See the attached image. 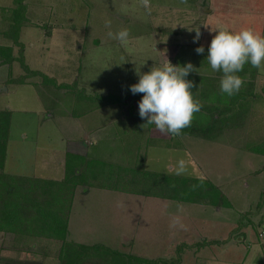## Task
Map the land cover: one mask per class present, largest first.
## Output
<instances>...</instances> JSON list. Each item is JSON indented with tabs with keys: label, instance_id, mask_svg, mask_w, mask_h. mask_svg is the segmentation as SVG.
<instances>
[{
	"label": "rangeland",
	"instance_id": "rangeland-1",
	"mask_svg": "<svg viewBox=\"0 0 264 264\" xmlns=\"http://www.w3.org/2000/svg\"><path fill=\"white\" fill-rule=\"evenodd\" d=\"M16 1L13 0L9 7H1L6 15L2 28L6 36L14 37L19 45V62L9 69L10 72L13 70L12 74L4 84L1 79L6 77L7 70H0V107L13 110L9 120L12 144L14 140L21 142V139L39 142L41 151L37 150L32 157L38 163L45 161L44 169L48 170L50 148L58 149L56 155L62 151L61 148H68L71 139H78L76 135L85 132L82 123L78 125L70 117L80 112L97 114L96 119L94 116L90 120L87 118V127L95 130L96 135L101 133L100 137L96 136V142L93 137L91 142L88 140L89 145H97L96 156L100 155L98 158L109 164L101 181L111 187L123 185L135 192L151 190L146 184L136 185V175L142 171L148 169L174 174L177 161L182 157L190 158L188 174L185 175L204 174L202 177L214 182L225 196L226 191L235 204L232 211H237L238 217L236 221L235 217L232 220L211 217L208 211L203 218L197 211L200 223L190 230V237L197 238L198 230H205L215 237L231 230V236L242 237L239 249L231 248L226 254L221 251V245L215 244V249L211 250L212 257L199 259L197 264H264V152L256 149L264 142V71L257 69L255 75L249 72L246 77L239 73L242 79L245 78L241 89L245 92L251 90L246 100L234 107L229 104L212 107V94L214 90H220L222 72L213 71L206 59L211 40L217 34L212 31L213 28L240 30L251 27L264 34V0H188L187 4H182L180 0H150V13L141 5V0ZM106 21H111L110 27H106ZM56 25L59 32L54 33L52 39H46L44 35ZM23 26H28L25 36H30L34 42L33 46H29L26 58L27 65L35 68L30 74L32 78L29 81L32 83L17 80L21 76L31 77L29 73L25 75L27 69L22 64L25 62V43L18 41ZM179 28L182 36H174ZM121 29L129 31L127 45L108 35L109 31L117 33ZM197 29L201 35L194 42ZM160 30L162 35H166V43L161 41ZM28 40L24 39L26 44ZM201 45L205 51L198 54L196 48ZM163 57H168L174 65L191 62L197 70L186 78L194 82L192 91L194 98L202 104L200 112L207 113L198 120L207 124L210 119L206 132L199 129L173 137L160 132L155 125L141 127L146 123L140 117L138 107L143 93L133 94L130 88L139 81L137 69L142 73L145 69L150 70L160 60L164 61ZM39 69L64 85L45 80ZM109 92L121 94L123 100L119 101L113 95L107 98L100 96ZM149 146L150 158L147 154ZM1 152L2 149L0 155ZM0 182H4L2 176ZM30 184L33 185L34 198L24 202L32 210L35 209L32 204L39 197L40 182L30 181ZM59 186V183L48 186L52 192L48 194L51 199L63 200ZM1 195L7 197L4 193ZM91 195L101 202H130L124 191L108 188L92 187ZM164 207L170 208L167 205ZM120 211H123L122 207L119 208V213H122ZM166 212L165 209L161 214L158 212L155 218L157 228L145 233L141 232V224L138 225L139 215L131 223L118 215L122 219L118 229L117 225L116 228L110 226V231L102 226L105 234L112 233L110 240L113 247L96 244L98 247L90 249L89 253H83L81 249L83 255L74 264H128L129 254L150 258L137 253L142 243L148 240L140 239L137 245L133 242V234L139 238L150 237L148 244L161 243L158 247L167 254L164 245L181 238L188 224L181 221L176 227L174 217ZM121 216L124 217L125 213ZM210 234L208 236H212ZM197 241L202 242L203 239ZM132 242L133 250L130 249ZM70 247L67 245L65 249L70 250ZM172 253L151 259H159L155 264L179 263L181 254ZM215 254L222 259H216ZM72 258L74 262L77 256ZM59 259L50 260L47 264H63L62 255Z\"/></svg>",
	"mask_w": 264,
	"mask_h": 264
},
{
	"label": "crops",
	"instance_id": "crops-1",
	"mask_svg": "<svg viewBox=\"0 0 264 264\" xmlns=\"http://www.w3.org/2000/svg\"><path fill=\"white\" fill-rule=\"evenodd\" d=\"M12 2L13 0H0V46H1L0 70L1 71H3L4 69L7 70L6 77L1 79L2 84H4L8 76L12 74L13 70L10 72L9 69L12 68L14 64L19 62V60L16 58L12 60V63H10V61L6 59L7 51L9 50L6 49V47L9 48L11 47L12 48L11 53H13L14 56H18L17 47L19 45L16 44L17 42L15 41L14 37L10 38L9 36H6L5 29L2 28L4 22H6V19H4L6 15H5V10H3L1 7L2 6L9 7L12 4ZM28 9H29V5H28ZM29 12L30 10H28V13ZM52 16L54 17V15ZM178 23L180 22L178 21ZM176 25L177 24L175 21V26ZM27 27L28 26L25 27L23 26L19 34L20 37L18 38L19 42L25 43L24 51H23L25 63L27 60L26 58H28L27 56L29 52L28 48L29 46H33L34 44L33 40L30 39V36L28 35L25 36V32H26L25 29ZM55 27H58V25L51 27V29L49 30V34L44 35L46 39H52L55 35L54 33L59 32V30H57L59 27L58 28ZM177 30L178 31L174 34V36L177 37L182 36L181 29L179 28ZM159 35L161 36V41H163L164 43L168 41L166 39V35L165 34L162 35L161 30ZM6 37H8L9 39L7 40ZM24 39L26 41L29 39L28 44H26ZM171 40L174 41L173 39ZM163 59L165 58L163 57ZM161 62L162 60L159 61V64ZM28 67L30 71L35 70V68H32V66L30 65H28ZM129 70L131 71L130 67ZM148 71H149L148 69H145L144 72H148ZM24 72L25 75L28 74L27 70ZM22 74L24 73L22 72ZM30 74L31 73H29L28 75L31 76ZM31 78L32 76L26 77L24 82L32 83V81H29ZM4 109L10 112L9 114L11 121L13 115L11 111L13 112V110H11L10 107L7 108L6 106L0 107V110H4ZM94 110L93 113L96 112V110L95 111ZM93 116L95 117V119L98 117L97 114L88 115L87 113L84 112L75 113L70 117L73 118L75 120V123H78V125L82 123L85 132H80L78 135H76L75 137H77L78 139L75 138L71 139L69 141L68 148L65 149L61 148L62 151L60 153H57L56 155L55 152H58V149L53 147L50 148L51 157L48 159L49 160L48 170L44 169L46 168V166H44L45 161L43 163H38L37 161H34L35 157H32L33 155L36 154L37 150L41 151L39 142L32 141V139H21V142L19 141L17 142L16 140H14L12 144V139H10L11 135L8 134L5 147H3L4 157H3V164L0 167L1 168L0 172L7 173L17 177L19 183H17L16 185L13 184L14 186L10 187V189L20 192V194L16 195L17 199H20L21 201L24 202L26 200L31 201L34 198L33 185H31L30 181L26 179L28 177H30L31 179L41 178L47 180H62L66 175V157L69 152L80 154L86 158H98V156H100L98 154H97L98 156H96L95 153L98 151L97 145L96 146L89 145V143L92 141L91 140L92 137L95 141L96 136L100 137L101 135V133L96 135L95 130L91 131L92 129L91 128L88 129L87 127V121L92 119L91 117ZM87 118L89 120H87ZM84 125H86V128ZM98 130L102 132L101 128H98ZM24 136H26V134H24ZM88 140L90 142H88ZM105 140L107 142L110 141V139H105ZM149 149L150 146L147 148L148 157H149ZM1 176L3 177V175ZM199 176H205V175L203 174ZM1 185L3 184H1L0 182V191H1L0 193H2L3 189L6 190L5 189L6 185L5 188L2 187ZM92 187L108 188L112 190L124 191L126 194H128L127 197L130 198L129 199L130 202H116V201L101 202L95 200L92 198L91 195ZM224 192L226 193V196H228V200H230V205L214 204V203L201 202V201L181 200V199L166 197L162 195L144 194L141 192L120 190L107 186H97V185L92 186V185L79 184L75 189L72 203L69 206V209L67 208L68 233L66 239L79 244L80 243L86 245L104 244L106 246L113 247V244L111 243L110 240L112 233L109 232V234H105V232L102 231V226L105 225L106 229L110 231V228L112 227L116 228L117 225V229H118L120 223L119 220L122 221V219L120 218L129 219L131 223V220L134 219L137 220V215H139L140 219L138 220L139 221L138 225L141 224V229H142L141 232L145 233V232L155 231V229L157 228L156 219H155L158 217L157 213L159 212L161 214L163 212V209H165V212L168 209L166 214L172 216V218L174 217L173 224L176 225V227H178L181 221H183V223L187 222L188 228L185 229L186 233L182 234L181 238L174 239L175 241H171V243L168 242V244L164 245V247L166 248L165 250H168L167 254L161 252L162 250L161 247H158L160 246L161 243L156 244L151 242L150 244H148V241H151V239H149L150 237L139 238L137 237V235L133 234L132 237L134 239L133 242H137V245L140 239L141 241L148 240L146 243H142V246L139 247V249L141 248L140 252L137 253L152 258V257H166L167 255H170L173 251H175L176 253L179 252V254H181L182 256V259L180 260L179 263L175 261L177 262V264H197L199 259L212 257L211 250L215 249L214 248L215 244L221 245V249H222L221 251L226 252V254L230 251L231 248H233L232 250L239 249V245L242 244V242H240L242 241V237L234 234H232L234 236H231L230 233L231 230L227 231L225 234H217L216 236L218 237L213 236V234H210L205 230H202L200 232L198 230L197 238L196 236L190 237L189 235L190 230H193L200 223V220L198 219V217L200 216L199 214H196L197 211L201 213L203 218L206 217L209 211L211 212V214L209 213L210 214L209 216L211 217L216 216L225 219L231 218V220L232 217H235V221L236 219H238L236 215L237 211L233 212L235 206V204H233L234 202H232L230 195L227 194L226 191ZM143 198H149V199H143ZM1 202H2V198H0V207H1ZM165 205L169 206L170 208L173 207L174 209L166 208L164 207ZM121 207L123 208V211H120L122 213H119V208ZM124 213L125 216L122 217L121 214L124 215ZM118 215H120V218H118ZM243 228L244 227H242V229ZM176 229L178 228H175V230ZM103 234L105 236H103ZM209 234L212 236H208ZM200 236H204V237L200 238ZM214 238L217 240H213ZM160 239L161 238H159L158 240ZM197 240H200L202 242H199ZM133 242L131 243V247H130V249L132 250H133L132 247ZM62 248H63V239L54 236L53 234H47V233L44 234L42 232H39L36 229V227H34L33 224H31V218L24 221L8 223V221L0 214V264H47L50 263L52 260L56 261L57 259V261H59ZM159 249L160 251H158ZM204 249L205 250L208 249L210 251H204ZM208 253L209 256H207ZM55 254L57 258L55 257ZM215 255H216V259H222L221 257H217V254ZM45 261L46 263H44Z\"/></svg>",
	"mask_w": 264,
	"mask_h": 264
},
{
	"label": "trees",
	"instance_id": "trees-1",
	"mask_svg": "<svg viewBox=\"0 0 264 264\" xmlns=\"http://www.w3.org/2000/svg\"><path fill=\"white\" fill-rule=\"evenodd\" d=\"M16 1V0H15ZM17 3V1H16ZM21 6L23 4L21 3ZM1 47V46H0ZM4 47V46H2ZM9 49L7 51L6 59L10 62L15 58L18 59V56H14L11 53V47H6ZM22 64L25 65L27 72L32 73L34 70H29L28 65L23 61ZM46 77L45 80L52 81L55 85L63 84L57 83L56 79L50 77L49 75L43 73L42 71H38ZM252 73L255 75L257 72V68H253L250 63L245 64L243 71L241 72L243 77L247 73ZM24 76H21L18 81H25ZM23 78V79H22ZM245 80V78H243ZM64 85V84H63ZM220 91V90H219ZM217 90H214L212 94V107H220L223 104L230 105V107H234L241 103V101L246 100L249 97L251 92L240 89L238 93L232 96H228L227 94H222ZM117 96V100L122 101L123 96L121 94L116 95L113 92H109L106 95H100L102 98H107L110 96ZM228 105V106H229ZM8 113V114H7ZM203 114L198 112L195 114L193 123L190 127L185 128L182 133H189L195 130H201L202 132H206V129L209 127L210 119L207 124L199 121ZM210 117V116H209ZM9 120L10 114L7 110H0V150L2 149V154L0 155V167L3 164V147H5L6 140L9 134ZM197 120V121H195ZM7 127V130H6ZM6 133L4 135V133ZM262 146V147H261ZM260 147L256 146L257 151L264 152V142ZM106 167H109V164L102 159L99 158H86L80 154L69 152L66 157V175L62 180H47V179H31L30 177L26 178L32 183L35 181L40 182V193L39 197L35 200V204L32 206L35 209L29 210V206L26 205L25 202L16 198V195L20 194L13 189H10L11 186L16 185L18 182L17 177L0 172V176L3 175V180L1 185L6 190H2V193L7 195V197L1 195L2 198L0 214L9 222H19L28 220L31 218V224H33L39 232L44 234H53L61 239H63V248L61 250V254L63 259V264H74L78 258L80 259L83 253H89L90 249L94 247H98V245H86L83 243H74L66 239L68 233V209L72 203L73 195L77 185H97V186H107L105 183L101 181L102 175L106 170ZM1 169V168H0ZM140 176V177H139ZM138 178L136 181V185L138 183L146 184L151 190H138V192L144 194H155L162 195L166 197H172L181 200H189V201H201L208 202L214 204H223L230 205V201L228 198L223 195L220 188L212 182L210 179L203 177V181L201 182L198 177L201 176H191V175H181L177 176L175 174L163 173L158 171L144 170L139 175H136ZM51 183H59L61 187L60 198L51 199L48 194H51V189L48 187ZM14 184V185H13ZM195 185V187H193ZM214 185L217 187L215 188ZM111 187V186H107ZM116 189L128 190L125 186L121 185L118 187H112ZM57 189L56 191H58ZM130 190V189H129ZM135 190V189H134ZM1 192V191H0ZM58 194V193H57ZM25 203V204H24ZM68 208V209H67ZM67 245L71 246L70 250H66L65 247ZM76 248L74 254L71 255L72 250ZM83 249V250H81ZM83 251V253H82ZM70 256V259L68 258ZM67 256V257H66ZM72 256H77L75 261L73 262ZM159 259H151L138 255L129 254V262L128 264H155L158 263Z\"/></svg>",
	"mask_w": 264,
	"mask_h": 264
},
{
	"label": "clouds",
	"instance_id": "clouds-1",
	"mask_svg": "<svg viewBox=\"0 0 264 264\" xmlns=\"http://www.w3.org/2000/svg\"><path fill=\"white\" fill-rule=\"evenodd\" d=\"M180 2L187 4L188 0ZM141 5L151 12L150 0H141ZM105 24L110 27L111 21ZM212 31L217 34L211 40L206 59L213 71L222 72L221 93L232 96L239 92L244 83L239 73L245 64L250 63L253 68L264 71V34L251 27L240 30L213 28ZM108 35L122 45H127L129 40L127 29L117 33L109 31ZM200 35L197 29L194 42L200 39ZM204 51L202 45L196 48L198 54ZM194 70L197 71L191 62L174 65L167 57L148 72L142 73L137 69L139 81L131 86L130 91L133 94L143 93L138 107L139 115L146 123L141 127L155 125L160 132L178 137L191 126L195 114L202 109L201 102L193 95L194 82L186 78ZM189 167L190 158L182 157L175 165L174 174H188ZM198 179L203 181L202 176Z\"/></svg>",
	"mask_w": 264,
	"mask_h": 264
}]
</instances>
